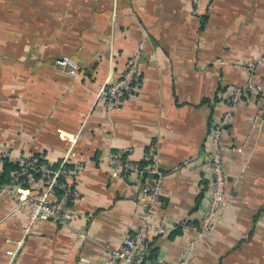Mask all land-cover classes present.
Wrapping results in <instances>:
<instances>
[{"label":"crops","instance_id":"crops-1","mask_svg":"<svg viewBox=\"0 0 264 264\" xmlns=\"http://www.w3.org/2000/svg\"><path fill=\"white\" fill-rule=\"evenodd\" d=\"M140 42L122 108L94 105ZM63 56L76 74L56 63ZM249 79L264 86V0H0V143L12 159L56 162L71 149L81 164L68 227L31 223L0 197V264H105L142 215L138 176L116 175L113 158L155 163L154 219L168 218L169 229L150 233L145 253L176 262L209 196L212 122L229 88ZM263 106L249 94L234 110L223 142L242 151L222 153L231 204L190 264H264Z\"/></svg>","mask_w":264,"mask_h":264},{"label":"built area","instance_id":"built-area-1","mask_svg":"<svg viewBox=\"0 0 264 264\" xmlns=\"http://www.w3.org/2000/svg\"><path fill=\"white\" fill-rule=\"evenodd\" d=\"M143 45V42L138 44V50L130 56L119 78L108 80L99 87L94 105L103 104L107 111L122 108L126 97L136 88L140 74L138 57ZM234 62L245 68L250 76L253 74L255 66L252 62L241 59H236ZM56 63L71 74H76L78 70L76 63L65 56L58 58ZM249 94L258 95L264 104V86L255 84L249 79L242 85H233L229 88L224 109L212 122L209 133L211 152L208 156L212 174L209 180V196L198 223L188 225L192 234L188 238L186 249L180 252L178 260L173 264L191 263L197 243L210 235L220 224L224 212L231 204V195L226 189L222 153L229 149L241 152L242 146H227L223 138L233 118L234 110ZM259 117L258 114L254 115L253 122H257ZM6 159L15 163L16 168L11 171L5 181L0 182V197H9L13 202L14 210L23 212L31 223L51 221L62 227L70 226L75 217L74 202L79 197L75 178L81 168L80 163L72 162L71 149L56 162H50L43 156L35 154L21 155L12 159L3 143H0V170ZM147 160L150 159L147 158ZM110 161L120 170L119 173L116 172V175L125 177L133 173L138 176V200L142 205V215L141 223L132 235L127 236L119 246L107 249L104 263L167 264L164 258L150 259L145 253L148 235L150 233L165 234L169 229L168 218L154 219L161 187L158 179L153 175L159 176L160 172L155 163L141 166L138 162L119 158H113ZM16 245H20V242H16ZM140 252H143V256L139 255ZM5 253L13 257L15 250L7 249Z\"/></svg>","mask_w":264,"mask_h":264},{"label":"trees","instance_id":"trees-1","mask_svg":"<svg viewBox=\"0 0 264 264\" xmlns=\"http://www.w3.org/2000/svg\"><path fill=\"white\" fill-rule=\"evenodd\" d=\"M225 101H226V99H225ZM15 168H16L15 163H13L12 161H10L8 159L4 160V163H3L2 168L0 170V182L5 181L9 177L11 171L15 170Z\"/></svg>","mask_w":264,"mask_h":264}]
</instances>
